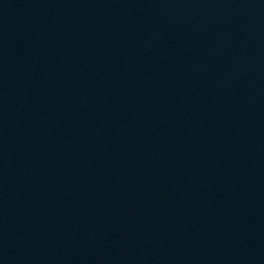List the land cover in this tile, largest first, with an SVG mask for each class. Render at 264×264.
Segmentation results:
<instances>
[{"label":"water","instance_id":"water-1","mask_svg":"<svg viewBox=\"0 0 264 264\" xmlns=\"http://www.w3.org/2000/svg\"><path fill=\"white\" fill-rule=\"evenodd\" d=\"M0 264H264V0H0Z\"/></svg>","mask_w":264,"mask_h":264}]
</instances>
